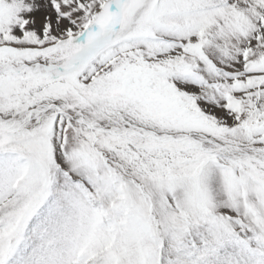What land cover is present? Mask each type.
Instances as JSON below:
<instances>
[{
    "label": "snow or ice",
    "instance_id": "snow-or-ice-1",
    "mask_svg": "<svg viewBox=\"0 0 264 264\" xmlns=\"http://www.w3.org/2000/svg\"><path fill=\"white\" fill-rule=\"evenodd\" d=\"M0 264H264V0H0Z\"/></svg>",
    "mask_w": 264,
    "mask_h": 264
}]
</instances>
